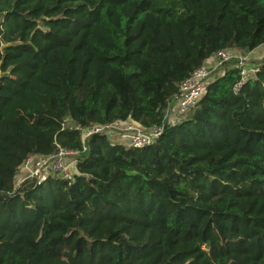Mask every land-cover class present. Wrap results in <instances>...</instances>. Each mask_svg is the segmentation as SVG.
Masks as SVG:
<instances>
[{"label": "trees", "instance_id": "trees-1", "mask_svg": "<svg viewBox=\"0 0 264 264\" xmlns=\"http://www.w3.org/2000/svg\"><path fill=\"white\" fill-rule=\"evenodd\" d=\"M262 45L264 0H0V264H264V57L146 148L66 124L160 126L212 56ZM59 148L72 177L16 185Z\"/></svg>", "mask_w": 264, "mask_h": 264}, {"label": "built area", "instance_id": "built-area-1", "mask_svg": "<svg viewBox=\"0 0 264 264\" xmlns=\"http://www.w3.org/2000/svg\"><path fill=\"white\" fill-rule=\"evenodd\" d=\"M230 60H236L238 69L240 70V81L235 86V90L237 91L251 78V74L248 73L246 68L247 57L242 56L238 52L230 53L226 50L219 51L207 60L205 65L196 69L181 83L180 94L177 97L176 105H170L167 108L162 125L147 129L133 120L113 122L110 124L93 123L87 127L75 125L73 128L79 131L83 143L82 152L87 149V143L94 135L106 136L113 144L126 147L142 149L154 144L162 135L165 124L176 125L184 120L186 114L202 98L208 80ZM257 70L258 67L253 68L251 70L252 75H255ZM80 153L81 150L73 151L59 148L49 155L32 154L19 167L17 177H21L20 183L31 178L40 180L53 176L69 178L71 177L69 173V158L71 156L76 157Z\"/></svg>", "mask_w": 264, "mask_h": 264}, {"label": "rangeland", "instance_id": "rangeland-1", "mask_svg": "<svg viewBox=\"0 0 264 264\" xmlns=\"http://www.w3.org/2000/svg\"><path fill=\"white\" fill-rule=\"evenodd\" d=\"M264 49V46L262 47ZM260 49V48H259ZM259 49L257 48L256 52H250V53H245V52H242V51H237V50H229L230 53H240L242 56H246L247 57V60H246V68H247V71L249 74H251V77H254V75H252L253 73L251 72V70L255 67H258L259 66V63L261 62L262 58L264 57L262 54H260L258 51ZM238 68V63L236 60H230L228 61L227 63H225L220 69H218L216 72H215V75L213 77H211L207 83H210L212 81H214L216 78L222 76L229 68ZM176 105V104H174ZM67 126L68 127H75V125L70 121L68 120L67 121ZM75 158L74 156H71L69 158V166H70V170H69V173H70V176L72 177L74 175V166L76 164L75 162ZM20 181H21V177L18 176L17 179H16V185L18 186L20 184Z\"/></svg>", "mask_w": 264, "mask_h": 264}, {"label": "crops", "instance_id": "crops-1", "mask_svg": "<svg viewBox=\"0 0 264 264\" xmlns=\"http://www.w3.org/2000/svg\"><path fill=\"white\" fill-rule=\"evenodd\" d=\"M263 46H264V45L260 46V47H259L260 49L258 48V49H259L258 52L264 56V49L262 48ZM256 51H257V50H254L253 52H256ZM253 52H252V53H253ZM75 170H76V169L74 168V172H75Z\"/></svg>", "mask_w": 264, "mask_h": 264}, {"label": "water", "instance_id": "water-1", "mask_svg": "<svg viewBox=\"0 0 264 264\" xmlns=\"http://www.w3.org/2000/svg\"><path fill=\"white\" fill-rule=\"evenodd\" d=\"M0 195H3L1 192H0ZM8 196V195H7Z\"/></svg>", "mask_w": 264, "mask_h": 264}]
</instances>
